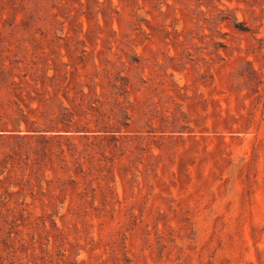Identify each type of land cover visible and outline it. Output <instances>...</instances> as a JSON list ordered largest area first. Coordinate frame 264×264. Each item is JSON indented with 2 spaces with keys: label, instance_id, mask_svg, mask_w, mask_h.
<instances>
[{
  "label": "rangeland",
  "instance_id": "374dc122",
  "mask_svg": "<svg viewBox=\"0 0 264 264\" xmlns=\"http://www.w3.org/2000/svg\"><path fill=\"white\" fill-rule=\"evenodd\" d=\"M0 264H264V0H0Z\"/></svg>",
  "mask_w": 264,
  "mask_h": 264
}]
</instances>
